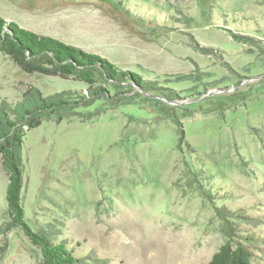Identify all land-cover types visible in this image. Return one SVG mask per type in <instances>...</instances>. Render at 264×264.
<instances>
[{
    "label": "rangeland",
    "instance_id": "rangeland-1",
    "mask_svg": "<svg viewBox=\"0 0 264 264\" xmlns=\"http://www.w3.org/2000/svg\"><path fill=\"white\" fill-rule=\"evenodd\" d=\"M0 17L168 87L166 110L111 90L26 131L33 230L93 264H206L228 216L264 264V0H0ZM85 88L0 53V106ZM8 181L0 160V264H40L19 227L5 231Z\"/></svg>",
    "mask_w": 264,
    "mask_h": 264
},
{
    "label": "trees",
    "instance_id": "trees-1",
    "mask_svg": "<svg viewBox=\"0 0 264 264\" xmlns=\"http://www.w3.org/2000/svg\"><path fill=\"white\" fill-rule=\"evenodd\" d=\"M0 53L9 55L28 72H39L62 77H74L87 85L81 93L60 91L43 96L36 91L14 106H0V160L9 173L6 187V201L12 226L39 246L42 259L40 264H93L88 258L76 256L65 241H52L42 231H35L24 218L20 192L23 176L20 148L27 130L40 124L41 119L66 117L73 110L91 100L114 98L115 104L127 102L132 95H124L136 88V93L146 99H153L161 109L168 87L160 80L145 79L137 72L121 69L107 58L65 43L52 36L37 33L19 26L12 20L0 17ZM111 90L114 96H109ZM124 100V101H122ZM118 102V103H117ZM113 103V104H114ZM165 105V106H164ZM170 113V111H169ZM227 239L211 255L206 264H252L249 238L238 237L230 226V218L223 217Z\"/></svg>",
    "mask_w": 264,
    "mask_h": 264
}]
</instances>
